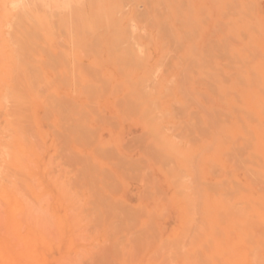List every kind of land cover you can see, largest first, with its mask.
Returning a JSON list of instances; mask_svg holds the SVG:
<instances>
[{
    "label": "rangeland",
    "instance_id": "374dc122",
    "mask_svg": "<svg viewBox=\"0 0 264 264\" xmlns=\"http://www.w3.org/2000/svg\"><path fill=\"white\" fill-rule=\"evenodd\" d=\"M210 1L214 13L207 19V25L213 21L215 25L217 20L218 27L225 25L218 31L226 39L222 44L221 33L211 24L206 26L210 37L213 33L211 41H215V44L205 42L208 65L214 76L207 88L206 82L197 76L187 51L176 48L186 46L187 42L165 41L169 46L164 49L162 39L145 36L144 30L141 37L105 35L76 41L60 38L48 43L38 40L35 54L48 57L53 71L65 72L64 86L59 90L60 98L52 93L50 119L38 122L42 147L34 175L7 171V178L0 184V264H237L232 248L241 251L243 247L238 243L239 233L228 226L225 207L218 214L222 227L216 233L226 250L213 261L210 259L207 220L211 215L208 206L210 193L214 191L212 183H220L218 190L225 201H230L235 182L231 169L221 167L225 163L232 166L227 150L217 154V165L212 164L205 119L206 115L209 119L228 116L230 104L232 111L243 108L242 115L239 110V114L237 110L230 112L233 118L256 116L241 106L233 87L246 86L236 77L237 57H229L233 48L228 50V45L234 48L239 45L228 40L226 33L231 29L223 30L233 28L232 23L238 17L233 15L238 14L233 6L235 0L232 6L224 7L216 4L218 0ZM257 1L264 9V0ZM141 4L144 3L138 7L139 13L145 10ZM229 12L232 13L228 15ZM154 14L152 23L156 25L163 13L156 9ZM234 17L235 21L228 22L231 26L220 22ZM139 20L132 23L145 24L141 17ZM253 25V28L249 25V30L253 32L255 28L257 32L258 26ZM259 36L264 40V33ZM241 38L243 43L248 41L245 32ZM263 53L258 54L257 50L256 60L263 59ZM138 56L145 57L151 66L146 74L128 66ZM217 59L220 63L229 61L230 66L220 64ZM231 59H235L234 63ZM214 66L220 71L212 69ZM224 69L229 77L225 78ZM231 75L239 81L234 79L236 82H232L235 84L228 91ZM162 76L166 81L161 90L157 81ZM221 83L229 85L223 89L218 86ZM153 87H157L153 92L161 94L156 108H166L165 137L149 130L134 91L145 93ZM208 90L211 95L207 97ZM222 91L227 92L225 98ZM204 100L209 106L207 110ZM219 104L223 107L221 111L216 108ZM222 110L227 113L220 115ZM128 130L133 132L127 136ZM4 190L25 193L34 210L42 212L43 223L31 220L27 211L12 212L2 195Z\"/></svg>",
    "mask_w": 264,
    "mask_h": 264
},
{
    "label": "bare ground",
    "instance_id": "6f19581e",
    "mask_svg": "<svg viewBox=\"0 0 264 264\" xmlns=\"http://www.w3.org/2000/svg\"><path fill=\"white\" fill-rule=\"evenodd\" d=\"M141 1L144 3V5L141 4L142 7H145L143 13H139L138 10ZM233 1L222 0L221 3L218 0L216 4L224 7L226 4L232 6L235 2L233 6L237 9L238 14L233 12V15H238V19L234 17L231 21L221 20L220 22H226L228 26L236 18L235 23H232L233 28L227 29L228 27H224L223 30L231 29L230 32L227 31L226 33L228 34V40L236 41L239 45L238 47L233 44L237 46L234 48L228 45L229 43L227 44L228 50L233 48L229 51V57L233 58L235 56V59L237 57L236 77L241 78L240 83L245 82L246 86L243 88L240 85L241 88H239L237 82V88L236 86L233 87L240 98L239 100L237 97V100L241 101V106H244L247 112L254 114L256 118H250V114L247 117L233 118L230 112L234 110H229L234 109L231 104V108L229 107L228 110L224 108L229 113L223 110L220 112V115H223V112L227 113L228 116H222L224 119H209L206 115L205 125L209 138V149L212 152V164L213 166L217 165V154L222 150H227L231 155L230 163L232 166L225 163L221 164V167L224 170L227 168L232 170H230V173L235 182L231 187L233 196L230 201H225L223 194L218 190L220 183H212L214 191L210 193L209 197L210 204L208 208L211 215L207 220L210 230L207 241L212 261L224 254L226 246L222 238L217 235L216 230L220 226L222 227L218 214L220 209L225 207L226 213L229 215L230 224L228 226L233 227L239 233L238 243L243 247L241 251L232 248L236 263L264 264V63H262L264 58L261 59L262 61H258L255 56L257 50L258 54L264 52V40H261L263 37L259 38L261 37L259 35L264 33V9L261 4H258L259 1L257 0ZM210 2V0H0V184L7 178V171L21 172L28 176L34 175L38 166V153L42 147L37 133L38 122H46L50 119L53 104L52 93H55V98H60L59 90L63 89L64 86L63 77L65 72L57 69L53 71L50 68L48 57L35 54L34 51L39 44L38 40L48 43L60 38L76 41L88 38L99 39L105 35H110L109 38L111 36L113 38L141 37V32L144 30L145 36L162 39L164 49L169 46L165 41L187 42L186 46L177 45L176 48L187 51L186 53L194 61L193 65L197 76L199 75L202 82H206L204 87L207 88L209 80H212L214 76L211 74L210 64L208 65L210 60L208 53H205L208 48L205 49V46H207L205 42H212L211 39L214 38L211 32L212 29L216 28V32L221 33L218 29L221 31V27L225 26L220 24L221 27L219 26V28L216 24L218 20L215 21L217 27H215L214 21L209 22V26H214V28H210L213 38L207 33L209 30L206 27L208 26L207 19L214 13H211ZM126 7H128L127 10H125ZM156 9H159L163 14L162 19L160 16L158 23L155 25L152 21H155L154 10ZM224 10L226 13L227 10ZM222 12L223 10L220 13ZM224 12L223 14H225ZM246 15L249 16L250 20L246 18ZM140 17L141 21L145 23L144 25L132 23V21L139 20ZM254 23L255 27L258 26L257 32L255 28L253 29L255 32L249 30L251 25L252 28L254 27ZM216 32L214 31V33ZM244 32L248 39L246 43H243L241 38V34ZM206 33L209 35V39L205 36ZM221 35L222 33L219 37ZM221 37L222 41L218 40L223 44L226 36L223 37L222 35ZM205 38L207 41H205ZM212 43L215 44V41ZM222 44L218 45L217 43L216 45L219 47ZM244 48L248 49V53L243 51ZM216 50L219 49L216 48ZM206 51L208 52V50ZM223 52L221 51V54ZM225 52L227 51L225 50ZM217 60L219 61V59ZM231 60L234 63V60ZM213 61H211L212 66L215 62ZM225 61L223 63L225 65L228 63L227 67L230 66L229 61L227 63ZM128 66L134 71L142 70L145 74L151 67L143 56L135 57L134 60L129 62ZM217 68L215 69L214 66L212 69L217 71L219 69ZM216 71L213 73L216 74ZM226 71H228V68ZM226 71L224 73H227ZM229 71L235 73V71ZM227 74L225 78L230 76V74ZM252 74H255V77L253 76L254 81ZM216 76L218 78V75ZM237 78L235 79V76H232V80L231 77L228 79L231 80V84L230 82V85L225 84L226 86L229 85L226 90L230 91V86L232 89V84H235L232 82L239 81ZM159 79L157 87L162 90L165 88L164 83L166 80H164V76ZM218 83L220 84V82ZM224 83L218 86L225 89ZM134 84L139 85L137 82H134ZM157 87H153L145 93L140 92L137 88L134 91L140 100L139 106L142 112H145V122H147L149 130L158 136L165 137L163 136L165 135L163 129L166 108L161 110L156 108L161 94H157L152 90ZM203 92L205 93V89ZM209 92L208 90V94L206 93L207 97L211 95ZM226 93L223 94L224 98ZM205 100V109L207 110L209 106ZM218 101L221 102V100ZM219 106L220 104L216 105V108ZM220 108L223 109L222 106L219 107L220 111ZM238 110L236 114L240 111L242 115L243 108ZM229 116L232 118H229ZM225 117L229 119H225ZM132 132L133 130H128L127 136ZM2 195L8 201L12 212L27 211L31 220L43 223L42 212L34 210V206L28 203L25 193L20 190L13 192L4 190ZM15 225L14 223L12 226Z\"/></svg>",
    "mask_w": 264,
    "mask_h": 264
}]
</instances>
